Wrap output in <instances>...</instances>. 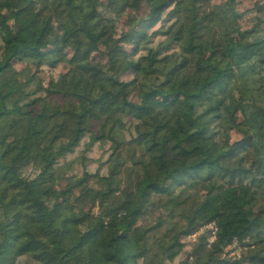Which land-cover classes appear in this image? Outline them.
Instances as JSON below:
<instances>
[{"label": "trees", "instance_id": "obj_1", "mask_svg": "<svg viewBox=\"0 0 264 264\" xmlns=\"http://www.w3.org/2000/svg\"><path fill=\"white\" fill-rule=\"evenodd\" d=\"M260 23L243 29L229 0H0V264L25 256L35 264H166L183 238L212 223L215 240L203 231L180 264H264ZM102 44L105 63H92ZM24 60L71 68L42 86L13 67ZM231 130L240 141L230 143ZM86 134L89 146L108 142L117 158L129 155L130 165L100 178L103 216L70 206L72 190L52 186L59 160ZM28 167L38 171L33 178L22 174ZM156 201L169 219L135 227ZM176 216L184 224L175 234H150ZM233 243L247 252L226 260Z\"/></svg>", "mask_w": 264, "mask_h": 264}, {"label": "rangeland", "instance_id": "obj_2", "mask_svg": "<svg viewBox=\"0 0 264 264\" xmlns=\"http://www.w3.org/2000/svg\"><path fill=\"white\" fill-rule=\"evenodd\" d=\"M107 0H100V2L105 3ZM228 0H210L212 5H224ZM230 5L233 7L234 11L236 12L239 18V24L243 29H250L252 28L258 20H262L260 23V28L264 32V0H229ZM146 6L142 5L138 11V15L140 14L141 17L145 18L146 15ZM166 14L162 16V19ZM128 19L127 14H124L122 17L117 19L116 23V32L117 34L124 33L126 31V20ZM161 23L157 24L154 28L147 32L148 37L153 32H156L160 27ZM163 40L162 36L156 37L153 39L154 45H157L159 42ZM124 48L127 52H131L133 47L124 45ZM106 45H100L99 51L94 53L90 61L92 63H101L104 64L106 61L105 57V50ZM137 55L134 59L136 60ZM13 67L17 71H21L24 75L28 73L29 75L36 74L38 81L42 86H46L50 80H57L60 75L67 73L71 66L68 63L62 62L59 63L55 68H50L48 66H41L40 68L36 69L34 64H31V61L24 60L22 63L16 62L14 63ZM132 76L130 74H126L122 77L124 81H130ZM131 100L133 102L139 101L137 97L136 91L132 92ZM240 119L241 117L238 116ZM126 138L129 139L130 135L128 132H124ZM91 136L86 134L85 137L80 142L79 146L74 150L72 154L67 155L63 159L59 160L58 165L54 169V175L56 178V182L52 183V186L57 191H67L72 190L67 195L68 204L74 208L80 209L84 213H89L90 215L97 217L103 216L105 212L108 211L106 206L100 207V202L97 199V193L95 197V192L99 188L101 184L100 178H107L108 175L116 172L117 170L122 171V169H117L119 163L124 162L127 165H130L128 162V152L123 151L121 156L117 158L116 153L114 154L112 151L111 144L108 142H100L94 143L93 145L89 146L88 142ZM228 139L230 143L238 142L241 140V136L236 132L231 130L228 133ZM40 147L34 145L30 149V154L32 157L37 158L40 155ZM123 168V167H122ZM38 171H33V168L28 167L22 170V174L24 176H28L33 178L36 176ZM84 174L90 175L88 179L85 181L78 183L76 182L80 179ZM121 176H124L121 175ZM201 194L203 192L199 191ZM115 195L111 196V199L108 202V206L112 202ZM107 203V202H106ZM153 208L145 214L142 215L135 227L143 226V228H150L156 226L160 220L169 219L170 214H167L169 208L166 207L165 202L159 203L156 201ZM178 205L176 208H178ZM181 206H183L181 204ZM88 223V221L86 222ZM184 224L183 218L176 216V218H172V221H164L161 225L157 228L156 231L150 230V234H153V237H156L160 240L162 235L167 231L168 235L172 236L175 234L180 227ZM159 232L160 235L157 234ZM202 233L200 231L193 236H189L183 238L184 248L181 251L180 255L173 261L168 262L166 264H180L183 260L190 254L193 244H195ZM209 237V236H208ZM255 239L249 238L247 242L251 243L254 242ZM247 252L246 249H241L237 247L236 243H233L230 247L225 249L224 258L226 260H235L239 259L241 255H245ZM207 254L203 255L202 258L206 259ZM235 258V259H234ZM191 262V260H189ZM16 264H35L33 259L29 256H25L16 260ZM37 264H43L37 261ZM142 264V262L140 263Z\"/></svg>", "mask_w": 264, "mask_h": 264}, {"label": "built area", "instance_id": "obj_3", "mask_svg": "<svg viewBox=\"0 0 264 264\" xmlns=\"http://www.w3.org/2000/svg\"><path fill=\"white\" fill-rule=\"evenodd\" d=\"M205 230H208V232H209L208 243L211 244L215 240L216 231H217L216 226H215V224L212 223V224L202 228L200 230V233H203V231H205Z\"/></svg>", "mask_w": 264, "mask_h": 264}]
</instances>
